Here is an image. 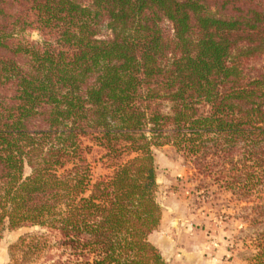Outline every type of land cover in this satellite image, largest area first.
I'll return each instance as SVG.
<instances>
[{
	"label": "trees",
	"instance_id": "1",
	"mask_svg": "<svg viewBox=\"0 0 264 264\" xmlns=\"http://www.w3.org/2000/svg\"><path fill=\"white\" fill-rule=\"evenodd\" d=\"M164 144L219 188L263 191L264 0H0V239L44 230L7 264L50 248V264H170L148 239Z\"/></svg>",
	"mask_w": 264,
	"mask_h": 264
},
{
	"label": "rangeland",
	"instance_id": "2",
	"mask_svg": "<svg viewBox=\"0 0 264 264\" xmlns=\"http://www.w3.org/2000/svg\"><path fill=\"white\" fill-rule=\"evenodd\" d=\"M102 31L105 33V28ZM27 36L39 38L37 31H29ZM85 142L92 144L89 140ZM96 150L97 147L93 145L89 155L91 161L93 157L99 158L100 153ZM153 154L157 166V200L164 218L182 223L177 232L174 227H169L174 232L169 236H176L170 253L173 254L177 249L187 254L185 251L191 253L197 248V251H193V258L198 264L203 259L211 264H253L257 241L264 232V189L245 197L219 188L210 177L195 176L191 163L185 162L171 144L154 147ZM92 164L95 166V176L108 171L101 162ZM28 172L26 167L25 173ZM43 231L38 226H23L13 230L3 228L0 264L10 261V246L20 236ZM47 238L50 243L54 242L52 235L48 234ZM148 239L156 245L149 236ZM200 249L202 251L198 257ZM20 254L16 253L18 264H50L58 252L50 248L39 254L31 253L26 260L20 258ZM164 259L172 264L168 256H164Z\"/></svg>",
	"mask_w": 264,
	"mask_h": 264
},
{
	"label": "crops",
	"instance_id": "3",
	"mask_svg": "<svg viewBox=\"0 0 264 264\" xmlns=\"http://www.w3.org/2000/svg\"><path fill=\"white\" fill-rule=\"evenodd\" d=\"M170 223H172V225H170ZM181 224L182 223H180L178 220H175V219L169 220V219L164 218V213L162 212L159 226L157 227L156 230H154L153 232L149 234V238H151L152 241L156 243L159 250L161 251V254L163 255V258L164 256H168L172 264H198L197 261H195L193 258V254H194L193 251H197V248H194L193 251L191 250L190 251L191 253H188V251H185L187 252V254H184L183 251H177V249H175L173 254L170 253V251L172 250V246L174 244L173 238L175 239L176 237V236L174 237L169 236L170 233H174L172 232L173 230H171L170 228L174 227L177 232ZM165 232L167 233V235H165ZM198 251L199 253L197 256L199 257L200 252L202 250L200 249ZM184 257H185V260H184ZM199 264H211V263L203 259L202 262H200Z\"/></svg>",
	"mask_w": 264,
	"mask_h": 264
}]
</instances>
